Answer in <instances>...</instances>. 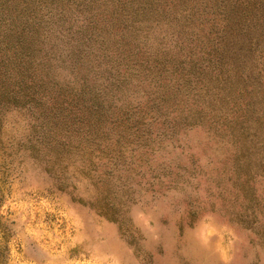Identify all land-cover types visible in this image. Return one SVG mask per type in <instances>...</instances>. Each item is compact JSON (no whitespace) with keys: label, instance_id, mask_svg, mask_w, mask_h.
Returning <instances> with one entry per match:
<instances>
[{"label":"rangeland","instance_id":"1","mask_svg":"<svg viewBox=\"0 0 264 264\" xmlns=\"http://www.w3.org/2000/svg\"><path fill=\"white\" fill-rule=\"evenodd\" d=\"M0 264H264V0H0Z\"/></svg>","mask_w":264,"mask_h":264}]
</instances>
